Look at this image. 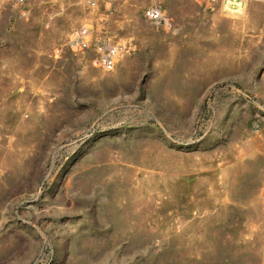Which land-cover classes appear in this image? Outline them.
Listing matches in <instances>:
<instances>
[{
	"label": "rangeland",
	"instance_id": "374dc122",
	"mask_svg": "<svg viewBox=\"0 0 264 264\" xmlns=\"http://www.w3.org/2000/svg\"><path fill=\"white\" fill-rule=\"evenodd\" d=\"M0 264H264V0L1 9Z\"/></svg>",
	"mask_w": 264,
	"mask_h": 264
},
{
	"label": "built area",
	"instance_id": "2783aa9c",
	"mask_svg": "<svg viewBox=\"0 0 264 264\" xmlns=\"http://www.w3.org/2000/svg\"><path fill=\"white\" fill-rule=\"evenodd\" d=\"M195 2H205L213 4L216 0H193ZM26 0H0V10L5 7L16 8L23 5ZM88 7L96 6L98 0H85ZM234 10L237 7V2H230ZM141 15L154 22L164 20L161 9L156 6H146L141 10ZM90 31L85 24H79L71 28L64 39L62 45L66 46L71 51L91 49L94 55L91 58L92 64L101 67L104 70L112 69L116 57L128 49V44L107 39L92 40L89 37ZM59 48L56 47L55 50Z\"/></svg>",
	"mask_w": 264,
	"mask_h": 264
}]
</instances>
